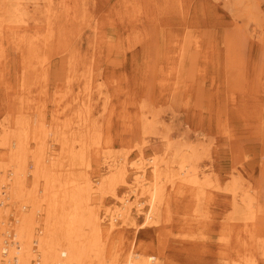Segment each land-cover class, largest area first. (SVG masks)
<instances>
[{"label":"rangeland","instance_id":"1","mask_svg":"<svg viewBox=\"0 0 264 264\" xmlns=\"http://www.w3.org/2000/svg\"><path fill=\"white\" fill-rule=\"evenodd\" d=\"M16 2L0 0V135L21 117L30 137L51 127L61 174L65 138L85 148L90 165L71 168L104 226L131 199L132 218L104 229L106 261L264 264V0ZM121 160L118 198L105 185Z\"/></svg>","mask_w":264,"mask_h":264},{"label":"bare ground","instance_id":"2","mask_svg":"<svg viewBox=\"0 0 264 264\" xmlns=\"http://www.w3.org/2000/svg\"><path fill=\"white\" fill-rule=\"evenodd\" d=\"M16 5L15 14L27 13V6L23 5L20 0H17ZM26 120L27 117H21L15 118L12 124L5 123L0 135V149L7 150L6 160L2 163L0 161V189L4 186L6 191L0 201V231L3 232L0 236V264H117L118 259L115 254H112L109 262L106 261V243L103 240V232L106 229L110 234L116 228L115 220L118 217L121 220L132 218L131 199L122 198L120 202L123 205L107 210L106 217H109V221L107 227L104 226L99 208L92 203V198L95 196L92 193L90 179L87 177L83 181L82 175L84 174L79 177L71 168L72 164L76 163L90 165L86 161L87 153L83 150L85 148L77 151L75 145L71 143L67 145V138H65L66 153L70 156V160L68 159L70 167L64 168L66 171L61 174L59 169L52 167H59L64 163L58 158L57 161H53L54 158L49 157V153L56 148L50 146L49 149V142L46 139L52 131L51 127L46 129L48 127L43 126L41 133H35L30 137L27 128L18 126L25 124ZM28 138L36 142L37 146L34 150L29 145ZM67 141L69 143L68 139ZM31 162L34 166L32 170L30 169ZM119 162L113 165L110 175L107 176L108 185L105 187H110V192L114 197L121 198L117 195V186L127 181L122 160ZM152 163L156 166L155 177L159 179L161 174L165 173L159 170L162 160L154 159ZM2 164L8 169H3ZM182 168V174L188 177L192 172L190 166L184 162ZM143 177L144 175L141 174L140 178ZM71 181L75 183L70 185ZM158 184L155 183L154 189H150L151 186H144V189H150V194L154 199ZM104 193L106 192L103 186L102 194ZM155 201L157 199L151 203ZM2 218H5L4 221ZM124 264L158 263L156 259L131 253Z\"/></svg>","mask_w":264,"mask_h":264},{"label":"built area","instance_id":"3","mask_svg":"<svg viewBox=\"0 0 264 264\" xmlns=\"http://www.w3.org/2000/svg\"><path fill=\"white\" fill-rule=\"evenodd\" d=\"M6 191H5V187L3 186L1 189H0V201H1V197L3 195H5Z\"/></svg>","mask_w":264,"mask_h":264}]
</instances>
